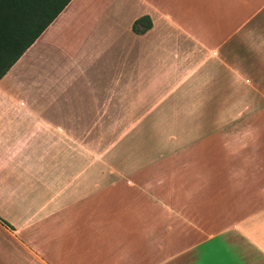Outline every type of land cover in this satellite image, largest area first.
Masks as SVG:
<instances>
[{
  "label": "crops",
  "instance_id": "1",
  "mask_svg": "<svg viewBox=\"0 0 264 264\" xmlns=\"http://www.w3.org/2000/svg\"><path fill=\"white\" fill-rule=\"evenodd\" d=\"M0 264H264V0H70L0 77Z\"/></svg>",
  "mask_w": 264,
  "mask_h": 264
},
{
  "label": "trees",
  "instance_id": "2",
  "mask_svg": "<svg viewBox=\"0 0 264 264\" xmlns=\"http://www.w3.org/2000/svg\"><path fill=\"white\" fill-rule=\"evenodd\" d=\"M70 0H0V77L58 15ZM150 20H134L132 30L144 32Z\"/></svg>",
  "mask_w": 264,
  "mask_h": 264
}]
</instances>
